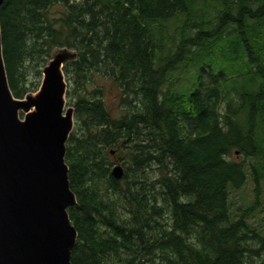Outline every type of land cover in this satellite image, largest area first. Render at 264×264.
I'll return each instance as SVG.
<instances>
[{
	"label": "trees",
	"instance_id": "obj_1",
	"mask_svg": "<svg viewBox=\"0 0 264 264\" xmlns=\"http://www.w3.org/2000/svg\"><path fill=\"white\" fill-rule=\"evenodd\" d=\"M172 20L184 22L166 47ZM0 24L16 98L39 89L55 49L76 52L71 264H264L249 224L264 187V0H5ZM202 54L210 64L180 88ZM98 79L117 86L119 116ZM249 177L254 201L233 212Z\"/></svg>",
	"mask_w": 264,
	"mask_h": 264
},
{
	"label": "water",
	"instance_id": "obj_2",
	"mask_svg": "<svg viewBox=\"0 0 264 264\" xmlns=\"http://www.w3.org/2000/svg\"><path fill=\"white\" fill-rule=\"evenodd\" d=\"M75 59L76 52L55 49L39 90L16 98L0 24V264H71L78 234L68 209L77 200L65 157L75 114L64 68ZM112 175L120 179L122 166Z\"/></svg>",
	"mask_w": 264,
	"mask_h": 264
},
{
	"label": "rangeland",
	"instance_id": "obj_3",
	"mask_svg": "<svg viewBox=\"0 0 264 264\" xmlns=\"http://www.w3.org/2000/svg\"><path fill=\"white\" fill-rule=\"evenodd\" d=\"M183 22L184 20L182 21L172 20L171 22L168 23V26L170 24L171 29H168L166 31V36H170L166 41V47L171 46V42L169 44L170 39L172 40L178 39L179 29L177 27H180L183 24ZM155 31L157 33L158 29L156 28ZM165 53H167L166 50ZM158 54H160V52H158ZM199 58L201 59L200 61L197 59L194 63L190 65L182 64L180 66L181 71L177 75V78H179L180 88L187 90L189 87H193V85L197 80L198 75L201 73V70L205 69L208 66V64H210L209 63L210 60L208 56L202 54L199 56ZM219 61H220V56L218 54V56L214 58L212 61V66L215 70H217L218 68L217 65ZM98 84L104 86V92H105L104 98L109 110L115 117L119 116L120 115L118 108L119 92L117 86L111 81H102L100 79H98ZM117 165L119 164H116L115 166ZM253 188H254L253 183L249 177L246 185L242 189L232 191L230 195V200L233 204V207L231 208L233 212H235L238 208H246L253 203L254 201ZM261 198H262V205L260 207L261 211H258L256 215L249 220V224L253 226L256 230H258L261 233V235L264 237V187ZM255 264H261L260 260L256 259Z\"/></svg>",
	"mask_w": 264,
	"mask_h": 264
}]
</instances>
